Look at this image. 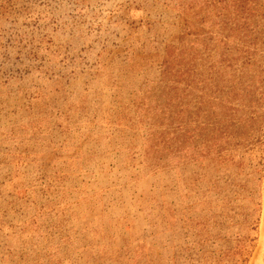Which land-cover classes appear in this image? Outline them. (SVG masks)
Listing matches in <instances>:
<instances>
[{
	"label": "rangeland",
	"instance_id": "obj_1",
	"mask_svg": "<svg viewBox=\"0 0 264 264\" xmlns=\"http://www.w3.org/2000/svg\"><path fill=\"white\" fill-rule=\"evenodd\" d=\"M211 13L0 0V264H264V135L203 159L198 111L166 109Z\"/></svg>",
	"mask_w": 264,
	"mask_h": 264
},
{
	"label": "trees",
	"instance_id": "obj_2",
	"mask_svg": "<svg viewBox=\"0 0 264 264\" xmlns=\"http://www.w3.org/2000/svg\"><path fill=\"white\" fill-rule=\"evenodd\" d=\"M200 2L219 21L211 23V37L191 43V54L184 47L176 57L168 52L162 84L166 79L184 82L166 87V109H175L177 118L178 109L198 111L192 114L199 125L191 137L200 141L199 156L212 159L230 148L243 150L247 142L264 135V0ZM190 10V5L180 7L182 15ZM179 129H173L174 136Z\"/></svg>",
	"mask_w": 264,
	"mask_h": 264
}]
</instances>
